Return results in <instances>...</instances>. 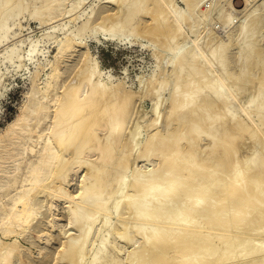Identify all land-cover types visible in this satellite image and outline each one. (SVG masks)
I'll return each instance as SVG.
<instances>
[{
	"label": "bare ground",
	"instance_id": "bare-ground-1",
	"mask_svg": "<svg viewBox=\"0 0 264 264\" xmlns=\"http://www.w3.org/2000/svg\"><path fill=\"white\" fill-rule=\"evenodd\" d=\"M65 1L35 0L30 10L51 27L42 38L63 29L53 59L38 37L25 51L0 52L34 67L26 100L0 132V264H264V0H243L225 38L213 23L231 15L210 0L216 12L203 5L199 19L215 28L202 42L194 24L203 0H99L81 21L86 0ZM26 7L0 0L2 45L7 20ZM65 16L79 23L68 29ZM186 26L198 35L191 43ZM93 29L157 46L137 91L101 69L83 40ZM236 91L246 99L238 94L235 105ZM61 202L67 229L55 213ZM31 228L57 247L36 245L33 256L20 240Z\"/></svg>",
	"mask_w": 264,
	"mask_h": 264
},
{
	"label": "rangeland",
	"instance_id": "rangeland-1",
	"mask_svg": "<svg viewBox=\"0 0 264 264\" xmlns=\"http://www.w3.org/2000/svg\"><path fill=\"white\" fill-rule=\"evenodd\" d=\"M21 1L24 4L26 3L27 7H26V9L23 10V12L16 19L13 20L12 18H9L7 20L8 24L12 25V28L8 32V41L6 42V44L2 45V43L0 42V52L9 48L13 44H21L18 46V49H20L21 51H25L28 47L29 38H33V39L37 38V37L42 38L41 37V36H43L42 33L51 29L50 25H47V24L41 26L39 24L38 20L35 17H33V15L31 14L30 10L33 8L35 0H21ZM70 1H72V0H66L65 3H69ZM175 1H176V4L178 6L184 7V5H183L184 3L181 0H175ZM204 1L205 0H203V2L200 3L199 9H197L196 12L197 11L199 12L200 8L203 9V5L205 6L204 9L206 8L205 12H208V10H209V12H212V13H213V11H214V13L216 11H222L221 9L219 10V8L223 9V7H224L226 10L224 9L223 11L225 13H227L228 16L234 15L232 17L229 16V18L226 17L225 18L226 21H230L227 19H231L232 20L231 22H233V23L230 22L231 25H229V22H226L224 20V18H222L224 20L223 21L221 18L218 19L216 17H215L216 19L214 18L215 19L214 23H213V19L208 21V20H205L206 19L205 18L204 20H202V19H199V17L202 16V14H200L201 11L199 13L197 12L198 16L196 18H198V19H196V21L202 20L203 24L201 23V21H199L200 23L198 21H197L198 23L195 21L196 23L194 25L197 26L196 28L194 26V29L195 30L197 29L196 34L198 32H200V33H198V35H200L199 37H197L198 35H196L194 33L195 37H197L198 39L200 37H202L199 39V40H201L200 42H202L205 39L204 37L206 36L205 35L206 32H208L209 30H213V28H215L214 26L218 25L214 29L215 34L217 35V33H218V35H217L218 38L220 37L219 35L222 36L221 38H225L226 34L229 32L228 30H231V28L233 27V24H235L236 22L238 23L239 22L238 19L240 20L242 18L244 13L242 12L243 14H241V9H242V7L245 6L244 5L245 2H243V0H240V1L239 0H235V1L230 0V2H229L230 4H229L228 2L226 3L224 0H221V1L217 0V2H220L222 4L224 3L223 4L224 6H223L222 4L219 5V3H217V2L216 3L215 2L210 3V2H212L210 0H206L209 2V4H207L208 2L204 3ZM236 1H237V3H239V2L240 3L237 4ZM101 3L102 2H99V0H86L81 5V7L77 9L78 11L80 10L79 13L81 15L79 18V21H81V19L87 15L91 5H95V7H98V5ZM103 4H105V3H103ZM228 4H229V6H228ZM67 5L68 4H64V6H67ZM208 5H209V7H208ZM250 5H248V8L250 7ZM213 6H215V7L218 6L215 8L216 11L214 10ZM240 6H242V7H240ZM212 8H213V11H212ZM227 8H228V10L230 8L229 13H228ZM236 8L239 11H237ZM231 13H233V14H231ZM66 18H68V17H66V16H65V18L63 17L62 18L63 20H61V18H60L57 22L58 23L61 21L62 22L65 21L64 23L68 22L66 25V27L68 29H73L74 26L76 25L75 23H77V24L79 23V22H74V21L70 22ZM218 20H219L220 24H218L219 23ZM207 23L209 25H211L213 23L214 26L211 25L212 26V28H211V26L209 27V25ZM204 24L205 25L207 24L208 28H207V26L205 27ZM224 24L225 25L228 24V25L224 26ZM263 25H261V27H263ZM198 26L200 28H202L204 26L202 28V30L204 28L205 29L203 31H201V29H198L199 28ZM229 26H231V27H229ZM218 27H220V28H218ZM225 27H227V28L225 29ZM185 29H187L186 33L188 34V35L186 34L187 35L186 38L188 41L190 40L189 43H191L192 42L191 39H193L194 34L191 35V31L188 30L187 26L185 27ZM217 29H219V30L217 31ZM221 29H223L224 31ZM263 29H264V27L261 28L260 33H262L261 34V35H263L262 39L264 40V30ZM62 31H63V29H61V27H58L53 32V34L51 36L44 37L41 39L42 40L41 43H43V46H41V48L43 49V47H44V55H43L44 59H47V58L53 59V56L57 50L55 40L58 36L62 35ZM92 33H94V35H91ZM116 33H118V34L112 35V34L104 33L103 31H101L99 29L87 30L83 35V37H84L83 40L86 41L90 52L97 56L101 69H103L104 71H106V70L109 71L112 75L113 80H121L123 82L125 88L137 91L138 87H139V82L137 81L138 75L143 74L144 76H146V75L148 76V74H150L151 71L155 68L156 63H155V60H154L155 58H154L152 52H153V48L155 50V47H157V46L147 42L146 38H142L143 36H137V37L132 36L129 38V37H126L125 35H121V33H123L122 31H119ZM188 37L191 39H189ZM20 38L24 39L23 43H20V41H19ZM143 40L147 44L144 43ZM187 40L185 42H187ZM151 45H153V46H151ZM206 50H207V48H206ZM161 53H163L164 55L166 54L165 52H161ZM163 54H161V55H163ZM1 60H2V58L0 57V72L1 73L4 72V73L2 74V78L0 80V132H1L2 128L7 124V122L12 120L16 116V114L19 113V106L26 100V92L30 89V80H29V77L27 78V75H29V72L27 69H29V70L34 69L33 65H31V64L30 65L27 64L25 66L18 67L16 65L11 64V62H9V61H3V60L1 61ZM76 61H77V55H75V53H72V54H70V56L65 57V60L62 63L64 64L65 68H67V67L71 68L76 63ZM47 71H48V69L40 70V74H39L40 81H42L45 78V76H46L45 74ZM104 79L107 80V77L104 76ZM168 88L169 87H167L163 90L164 93L162 92L163 96L165 98L169 94V93H167V92H169ZM236 93H237V95L239 94L238 91H236ZM242 93L244 94V96H243V94H239V95H242V101H244V99H246V95L244 92H242ZM239 95L236 97V99H235L236 101L234 100L235 105H236V103H238L237 100L241 101V97ZM151 103H152V101H150V99L145 98L141 101L140 106L143 109L148 110L151 106L150 105ZM165 103H166V101L164 102V104ZM164 104H163V106H164ZM72 178H73L72 182L74 184L71 186V189H75L76 183H78L79 176H78V174H76V175H73ZM62 206H63L62 202H61V204L56 206L57 210H55V213H58L57 214L58 225L60 227H62V229H67L69 227V224H67L65 217L63 215ZM42 218H43V215H40L39 219H42ZM40 225H41V227L46 226L44 224V222L40 223ZM34 229L31 228L32 231L31 230L29 231L30 233H28L29 234L27 237L28 239H23V238H22L23 240L20 239L24 246L30 248V250L32 251V255L33 254L37 255V249L39 247L35 248L36 245L37 246H39V245L50 246V249H55L57 247L56 245H58L59 239L56 236H55L56 239H52L48 243V245H46V244L42 243V242H44L43 239H39L37 237L38 233L33 232V231H37ZM44 230H46V229H44ZM53 233H56V235H57V231L53 232ZM29 242H30V244H29ZM32 244L35 246H33Z\"/></svg>",
	"mask_w": 264,
	"mask_h": 264
}]
</instances>
